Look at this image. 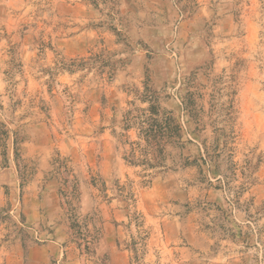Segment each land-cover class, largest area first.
I'll use <instances>...</instances> for the list:
<instances>
[{
    "label": "rangeland",
    "instance_id": "374dc122",
    "mask_svg": "<svg viewBox=\"0 0 264 264\" xmlns=\"http://www.w3.org/2000/svg\"><path fill=\"white\" fill-rule=\"evenodd\" d=\"M0 264H264V0H0Z\"/></svg>",
    "mask_w": 264,
    "mask_h": 264
}]
</instances>
